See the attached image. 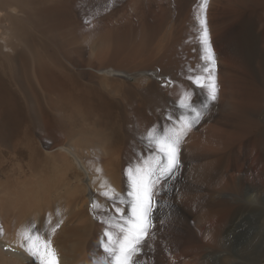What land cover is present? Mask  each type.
<instances>
[{
	"label": "bare ground",
	"instance_id": "bare-ground-1",
	"mask_svg": "<svg viewBox=\"0 0 264 264\" xmlns=\"http://www.w3.org/2000/svg\"><path fill=\"white\" fill-rule=\"evenodd\" d=\"M201 3L0 0V264H39L20 246L33 225L57 264H105L101 221L131 216L129 169L164 160L144 137L194 117L181 100L199 109L213 82L134 261L263 264L264 0Z\"/></svg>",
	"mask_w": 264,
	"mask_h": 264
},
{
	"label": "snow or ice",
	"instance_id": "snow-or-ice-1",
	"mask_svg": "<svg viewBox=\"0 0 264 264\" xmlns=\"http://www.w3.org/2000/svg\"><path fill=\"white\" fill-rule=\"evenodd\" d=\"M207 6V0H202L200 5L201 11ZM203 30L201 32V43L204 45L207 53L206 59L215 63V58L211 52L210 45L208 44V32L203 19L200 20ZM208 69L205 68L204 71ZM211 77L209 72L208 77H202L201 75L190 76L189 79L201 88L205 85L201 82L202 79H208ZM209 88L208 98L199 109L195 108L191 104H185L181 100V107L189 111V113H195V116L185 117L183 114L180 120L173 124V126L165 130L162 134H158L155 129L147 132L144 139L147 140V146L152 148L155 145L154 151L164 154V160H159L155 167L151 162H146V165L139 166L137 168L129 169V180L131 181L132 191L129 192V196L133 197L131 202V216L124 219L121 216L119 219L123 220V223H113L115 217L109 216L106 220H102V223L108 225L105 229L103 236L100 240V247L103 249L105 256L103 257L105 264H135L134 257H138L142 254L143 248L147 245V237L149 236L150 214L152 212L153 198L158 194L157 184L162 180H168L174 178L175 171L178 169L177 152L179 145L184 135L199 122V119L203 116L204 111L208 108V103L216 99V90L214 82L207 86ZM190 93H185V99L190 98ZM178 124V127L176 126ZM155 159V157H154ZM99 195L110 200L116 207L117 212L122 210L117 205V197L114 194H110L109 191H103ZM123 202V201H120ZM158 203V202H157ZM93 209L99 208V205L93 204ZM33 226H29L23 233H21V247L27 252L33 259L38 260L39 264H57L55 258V252L51 248V241L45 240L39 233L33 231ZM117 228L119 231L114 232L111 229ZM55 231V228L52 229ZM107 238L105 241L104 238Z\"/></svg>",
	"mask_w": 264,
	"mask_h": 264
},
{
	"label": "rangeland",
	"instance_id": "rangeland-1",
	"mask_svg": "<svg viewBox=\"0 0 264 264\" xmlns=\"http://www.w3.org/2000/svg\"><path fill=\"white\" fill-rule=\"evenodd\" d=\"M263 264H264V262H263Z\"/></svg>",
	"mask_w": 264,
	"mask_h": 264
}]
</instances>
